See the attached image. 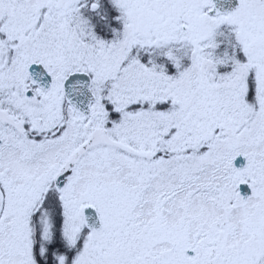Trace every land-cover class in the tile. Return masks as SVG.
Masks as SVG:
<instances>
[{
	"label": "snow or ice",
	"instance_id": "obj_1",
	"mask_svg": "<svg viewBox=\"0 0 264 264\" xmlns=\"http://www.w3.org/2000/svg\"><path fill=\"white\" fill-rule=\"evenodd\" d=\"M0 264H264V0H0Z\"/></svg>",
	"mask_w": 264,
	"mask_h": 264
}]
</instances>
